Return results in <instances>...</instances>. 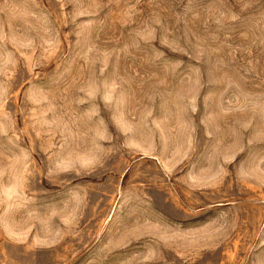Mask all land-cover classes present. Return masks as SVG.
I'll return each instance as SVG.
<instances>
[{
  "label": "rangeland",
  "instance_id": "374dc122",
  "mask_svg": "<svg viewBox=\"0 0 264 264\" xmlns=\"http://www.w3.org/2000/svg\"><path fill=\"white\" fill-rule=\"evenodd\" d=\"M0 264H264V0H0Z\"/></svg>",
  "mask_w": 264,
  "mask_h": 264
}]
</instances>
